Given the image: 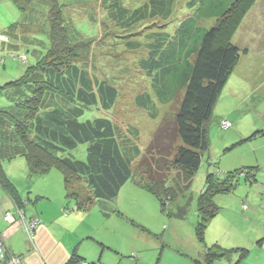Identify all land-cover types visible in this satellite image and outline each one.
Masks as SVG:
<instances>
[{
    "label": "trees",
    "instance_id": "obj_1",
    "mask_svg": "<svg viewBox=\"0 0 264 264\" xmlns=\"http://www.w3.org/2000/svg\"><path fill=\"white\" fill-rule=\"evenodd\" d=\"M12 1L23 9L31 0ZM38 1L49 5V45L39 52L34 63L26 66L22 76L0 85V92L10 86L24 88L17 92L22 99L0 108L1 189L20 206L21 196L2 162L24 157L28 173L63 167L67 197L75 199L77 210H85L90 197L81 198L72 188V179L84 185L93 199L109 201L117 197L136 172L142 178L139 180L142 186L159 201L163 213L185 219L193 201L191 194L185 192L209 150L208 124L213 106L227 77L241 56L249 52L247 47L226 40L231 35H221L222 38L217 34L243 0H188L186 12L172 24V32L152 33L156 36L147 44L148 53L139 60L140 68L161 104L173 101L179 94L181 97L173 117L159 119L144 150L137 144L139 132L135 126H127L128 133H124L109 115L84 117L92 108L110 114L118 97L117 89L107 80L93 77L87 66L76 61L82 33L73 28L72 18L65 19L66 8L60 10L62 6L57 0L34 2ZM174 1L147 0L134 7H128L125 0H101V3L108 18L126 29L150 20L167 24L173 15ZM205 20L211 23L203 25ZM14 24L8 31H15ZM128 46L134 47L131 43ZM136 101L152 118L157 117L158 106L149 93L141 94ZM79 145H85L83 159L72 154ZM207 163L213 167L216 164L209 157ZM216 169L206 171L203 188L196 197L194 229L200 241L204 240L207 222L217 215L216 195L233 191L239 173L246 180L255 181L252 168L224 173ZM168 175L173 178L170 182ZM3 247L0 264L8 263L13 256L19 257L5 243ZM235 250L243 252L240 256L245 255L246 248L211 245L205 248L203 261L195 262L212 264ZM67 264L98 262H88L72 252Z\"/></svg>",
    "mask_w": 264,
    "mask_h": 264
},
{
    "label": "rangeland",
    "instance_id": "obj_2",
    "mask_svg": "<svg viewBox=\"0 0 264 264\" xmlns=\"http://www.w3.org/2000/svg\"><path fill=\"white\" fill-rule=\"evenodd\" d=\"M34 1L31 0L23 9L17 6L20 11L18 15L22 19H15L17 21L13 20L8 25L9 28L13 23L16 24L17 27L13 28L16 33L14 31L11 35H17L24 47L21 49L23 54L18 55L13 48L5 64L0 61V85L22 76L26 66L34 63L35 57L40 56L39 52L45 51L49 45V5L47 2L38 1L36 4ZM145 1L125 0L128 7ZM187 1H174L173 15L167 24L166 21L153 23L150 20L146 24L140 22L124 29L108 18L101 0H57L63 7L59 6L60 10L66 8L63 11L65 19L72 18L73 28L77 27L82 33L76 61L83 67L87 66L93 77L107 80L118 93L110 114L92 108L84 117L109 115L124 133H128L127 126H135L139 132L137 144L143 150L159 119L173 117L181 95L167 104L156 100L150 80L140 68L139 60L147 55V44L156 36L152 34L154 31H173L172 24L179 21V15L187 10ZM229 20L217 34L219 37L231 35L226 40L247 47L249 52L241 56L213 106L208 124L209 150L204 154V162L194 176L190 189L185 192L193 197L187 217L179 220L163 213L159 201L142 186L139 181L142 178L136 172L121 188L117 197L109 201L93 199L84 185L72 179V188L81 198L90 197L86 209L77 210L75 199L67 197L63 167L53 166L45 172L28 173L24 157L17 156L3 161L2 166L21 196V203L20 206L15 203L12 211L2 212L1 217L7 227L17 228L20 223L21 229L17 231L22 238V247L23 241L27 240L25 230L35 228V235L43 214L44 219L53 215V223L58 227L72 231L88 227L95 238L89 235L81 248L86 243L87 246L98 245L100 240L104 245H111L112 254L105 256L108 264L112 261L131 264L130 261L134 259L136 262L138 256L142 258V254L146 259L150 248L156 250L152 256L155 264H198L195 259L199 257L202 246L204 249L211 245L221 248L220 244L246 248L244 256H240L242 251H232L235 261L241 258L243 261L247 256L248 259L264 261V246L260 245L264 242V0H243ZM210 23L211 20L202 22L207 26ZM128 43L134 47L130 48ZM18 91H24V88H2L0 108L11 106L17 99H22ZM143 93H149L155 99L158 106L155 119L137 104L138 96ZM227 121L230 123L229 128H222L220 124L226 127ZM84 152L85 145H79L72 154L83 159ZM208 157L216 162L214 167L208 165ZM216 167L219 173L252 168L255 181L246 180L239 173L233 191L216 195L214 201L219 207L217 215L207 222L204 240L200 241L194 229L197 220L196 197L203 188L206 171ZM172 179L168 175V182ZM6 214L12 217L3 218ZM256 244L259 246L250 248ZM29 245L32 250H36L35 240L33 245ZM98 249L99 255L101 246Z\"/></svg>",
    "mask_w": 264,
    "mask_h": 264
},
{
    "label": "crops",
    "instance_id": "obj_3",
    "mask_svg": "<svg viewBox=\"0 0 264 264\" xmlns=\"http://www.w3.org/2000/svg\"><path fill=\"white\" fill-rule=\"evenodd\" d=\"M17 5L12 0H0V61H3L5 64L7 56L12 55V50L16 49L17 54L21 53V49H23L22 40L17 37V35H11L13 32L8 31V25L15 19H22ZM18 15V16H17ZM17 16V17H16ZM17 21V20H15ZM21 23V22H20ZM25 24V23H24ZM25 28L26 26L23 25ZM16 33V31L14 32ZM6 37V38H5ZM14 48V49H13ZM0 232L2 234V239L8 249L15 255L19 256L22 264H67V261L72 252H75L77 255L82 257L84 260L88 262H98V264H108V260L105 256H109L111 251H113L111 245L105 244L103 241H98V245H84L81 248V244H83L85 238H89V235L94 239L95 234L90 233L88 227L80 230H71L65 229L66 227H58V225L54 222L52 218L53 215H49L50 218L44 219V215L41 214L43 220L39 223L36 232H35V247L36 250H32L28 240L23 241L22 247V238L19 237L18 229H21L20 223L18 227H7L2 217L1 213L4 211H12L15 208V202L9 197L7 193H5L0 187ZM70 216V215H68ZM67 216V217H68ZM72 216V215H71ZM74 216V215H73ZM76 217V216H74ZM60 221V220H59ZM14 223V222H12ZM65 223V221L63 222ZM9 226V225H8ZM144 227V226H143ZM148 231V229H146ZM150 234V231H148ZM27 239V238H26ZM21 244V245H20ZM221 247H227L225 249L234 248L226 246L225 244H220ZM260 245L264 246V242ZM93 247V251L91 248ZM101 246L100 254L98 255V247ZM259 246V244L252 245L250 248ZM202 250H200L199 257L195 259V261L202 262L204 259L205 249L202 246ZM240 247V246H236ZM247 247V246H246ZM136 249V248H135ZM155 249V247H154ZM138 254L139 250H136ZM147 258L145 259L143 254L142 258L140 256L139 259L134 262V259L131 264H155L152 256L156 254V250L149 249ZM151 256V259L149 257ZM135 258H138L134 255ZM248 257V256H247ZM242 258L235 261L233 258V254H231L227 258H218L213 261L212 264H262L264 261H257L255 258L248 259ZM115 258V257H114ZM161 259V257H160ZM116 260V258H115ZM122 264L121 262L112 261L110 264ZM197 263V262H196ZM264 264V263H263Z\"/></svg>",
    "mask_w": 264,
    "mask_h": 264
},
{
    "label": "built area",
    "instance_id": "obj_4",
    "mask_svg": "<svg viewBox=\"0 0 264 264\" xmlns=\"http://www.w3.org/2000/svg\"><path fill=\"white\" fill-rule=\"evenodd\" d=\"M227 126H229V122L227 121ZM226 126V127H227ZM224 127V126H223ZM13 214V213H12ZM13 216H14V214H13ZM5 217V219H10V217H12L10 214H6V215H3V218ZM13 220H9V222H12ZM28 229V230H27ZM26 230H25V235H26V238H27V240H28V242L31 244V245H33L34 244V237H35V235H34V233H33V231H34V229H32V230H30V228H27ZM3 240H2V238L0 237V259H1V257H3V255H4V247H3ZM6 264H22V262H21V259H20V257H11V259L8 261V263H6Z\"/></svg>",
    "mask_w": 264,
    "mask_h": 264
}]
</instances>
